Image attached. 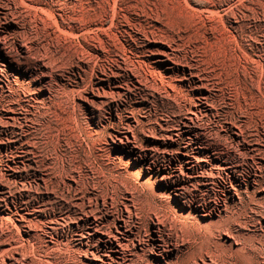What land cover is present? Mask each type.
I'll use <instances>...</instances> for the list:
<instances>
[{"label":"rangeland","instance_id":"374dc122","mask_svg":"<svg viewBox=\"0 0 264 264\" xmlns=\"http://www.w3.org/2000/svg\"><path fill=\"white\" fill-rule=\"evenodd\" d=\"M124 258L264 264V0H0V264Z\"/></svg>","mask_w":264,"mask_h":264},{"label":"bare ground","instance_id":"6f19581e","mask_svg":"<svg viewBox=\"0 0 264 264\" xmlns=\"http://www.w3.org/2000/svg\"><path fill=\"white\" fill-rule=\"evenodd\" d=\"M3 200V199H2ZM125 224H126V226L128 227L129 225V221H127V222H125ZM179 251V247L176 245L175 246V248H174V250L173 249H171V247H170V244L168 243V241H164V245H163V251H162V254L163 255H165V253H169V252H174V251ZM124 260L126 261V262H129V264H133V259H128V260H126V258H124ZM22 264H25V263H22Z\"/></svg>","mask_w":264,"mask_h":264}]
</instances>
